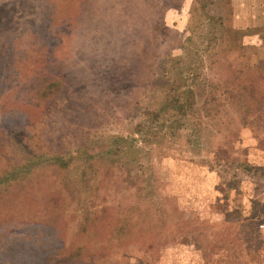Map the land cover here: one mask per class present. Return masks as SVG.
<instances>
[{"label":"rangeland","instance_id":"1","mask_svg":"<svg viewBox=\"0 0 264 264\" xmlns=\"http://www.w3.org/2000/svg\"><path fill=\"white\" fill-rule=\"evenodd\" d=\"M13 169L0 264H264V0H0Z\"/></svg>","mask_w":264,"mask_h":264},{"label":"trees","instance_id":"2","mask_svg":"<svg viewBox=\"0 0 264 264\" xmlns=\"http://www.w3.org/2000/svg\"><path fill=\"white\" fill-rule=\"evenodd\" d=\"M249 86H250V89L253 90V91H251V90L249 91V89H247V91L249 92V96L253 92H257V94L260 93L257 90L259 88H258V82H257L256 79L253 80L252 86H251V83L249 84ZM208 88H210V87H208ZM232 88H233L232 90H234V87H232ZM213 89H215V88H213ZM244 90H246V89H244ZM193 94H195V93L192 92V91L191 92L186 91L185 94H183V96H185V100H190V101H188L190 104L195 102L192 99H189V98H191V95H193ZM243 95L246 96L248 94L245 93V92L244 93L236 92L234 94H231L230 97H231V99L233 98V99H238V100H241V101H243V100L244 101H250V100L252 101V99H250V98H247V97L243 98ZM204 96H205V98H203L202 100L204 102H206V103L209 100H210V102L211 101L214 102V100L217 101L216 100L217 96H215L214 93L212 94L210 92H206V94ZM252 97H254V96H252ZM168 105L171 108H173V109L175 108L179 112H182V111L184 112V110H185V108H184L185 105L179 99H177V97L174 100H171V102ZM26 146H27V144L24 146V148H26ZM33 152H35V151H33ZM40 154H38V157L40 156ZM35 155H36V153H35ZM38 157H36V158L38 159ZM98 158L100 159V157H98ZM49 160H51L53 162L55 161L56 164L60 161L58 158H52V159H49ZM47 161L43 160V163H47ZM55 162L53 164H55ZM49 165H51V164H49ZM24 166H25V170L29 171L30 165H26L25 161L20 165V167L24 168ZM13 174H14V169L10 170L9 172L5 173L3 176L0 177L1 180L4 179L3 180V184H4V191H6V193L9 191V188H10L9 181L14 179ZM81 188H83V187L81 186ZM82 192L84 193L85 191L84 190L83 191H77L76 195L79 196ZM70 194H72V191H71ZM46 208H48L47 209L48 211H46L45 217L46 216H49L50 218L51 217H54V218H58L59 217V213L54 211L52 206L51 207L45 206L44 209H46ZM87 220H89V219H87ZM48 228H49V226L47 225L46 226V232L44 233L45 237H43V239H39V238L35 237V239L41 243V247L38 248L37 252H32L33 253V258L36 257L39 260L40 259H45V258L52 260V259H55V258H58V257H65L69 253H65L66 251L64 252V250H61L60 245L63 244V243L59 242L60 239L58 237H56V233H54L55 232L54 228H52L51 230H48ZM70 247H71V244H70ZM73 255H75V253Z\"/></svg>","mask_w":264,"mask_h":264},{"label":"built area","instance_id":"3","mask_svg":"<svg viewBox=\"0 0 264 264\" xmlns=\"http://www.w3.org/2000/svg\"><path fill=\"white\" fill-rule=\"evenodd\" d=\"M257 233L261 241L262 250L264 253V215L257 222Z\"/></svg>","mask_w":264,"mask_h":264}]
</instances>
